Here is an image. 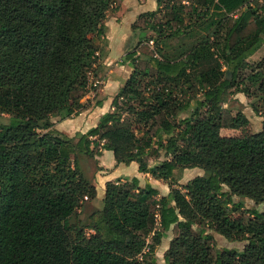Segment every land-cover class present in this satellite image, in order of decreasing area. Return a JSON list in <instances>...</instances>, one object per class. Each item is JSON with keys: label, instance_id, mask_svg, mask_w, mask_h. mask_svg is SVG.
I'll list each match as a JSON object with an SVG mask.
<instances>
[{"label": "trees", "instance_id": "16d2710c", "mask_svg": "<svg viewBox=\"0 0 264 264\" xmlns=\"http://www.w3.org/2000/svg\"><path fill=\"white\" fill-rule=\"evenodd\" d=\"M121 2L0 0V115L8 116L0 122V264H158L155 242L168 231L165 264H264V211L234 199L264 205V121L244 132L249 119L224 105L241 92L264 116V56L255 66L247 60L264 43V2L223 19L225 70L217 32L174 53L147 42L124 52L120 64L132 71L112 109L69 136L55 122L89 106L82 99L96 86L106 17ZM155 2L131 24L141 37L179 36L198 12L225 4ZM103 150L116 164L137 162L168 193L136 176L107 180L102 206L79 222L83 202L96 197L79 159ZM193 167L202 174L179 186L174 172ZM209 230L246 244L219 251Z\"/></svg>", "mask_w": 264, "mask_h": 264}, {"label": "rangeland", "instance_id": "374dc122", "mask_svg": "<svg viewBox=\"0 0 264 264\" xmlns=\"http://www.w3.org/2000/svg\"><path fill=\"white\" fill-rule=\"evenodd\" d=\"M264 0H225V4L221 6V9L214 10L211 9L208 15L198 12L196 19L192 20L189 28H186L179 36H165V37H156L155 33L148 31L143 37L138 34V30L132 31L131 24L136 20L138 15L143 11L150 10L152 7L151 0H122L118 9L109 13L106 17V24L108 30L106 32V42L104 47V54L101 59L102 65L99 69L98 75L96 78H92L96 86L95 89L89 92L87 96L82 99L84 105H94L96 101H99L100 87L110 79V85L120 81L123 83L125 79L128 78L132 69L127 64H120V57L124 52L132 49H142L143 43H148L151 48L156 49V45L160 46L162 53H174V51L181 50L185 47L195 44L196 42L210 37V40L213 38L214 32L219 34V42L217 41L216 52L220 57V61L223 64V70H225L224 58L222 54V37L224 36V27L223 19L227 16H236L241 11H247L248 7H254L262 4ZM156 8V4L154 6ZM154 8V9H155ZM250 18V15L247 16ZM158 51V50H157ZM160 53L157 52V56ZM264 56V43H261L258 49H256L247 60L253 66L256 65L258 61ZM227 75V71L225 73ZM114 81V82H113ZM115 85V84H114ZM198 97L201 96V91L197 94ZM251 104L257 105L259 107V100L257 98L247 97L241 92L231 91L228 94L227 101L225 106L230 108L232 113L241 111L249 119V124L244 130V132H257L261 129L262 123L264 121V116L257 114L253 109ZM7 115H0V122L7 121ZM65 133V132H64ZM242 131L237 129H222L221 134L227 136L239 135ZM66 134V133H65ZM68 135V133H67ZM158 160L151 161L154 163ZM98 155L94 158H87L82 156L79 159V166L82 168L85 176L95 185V174L98 171L99 167ZM202 170L198 167L187 168L182 170H176L174 172V178L177 179V184L179 186L184 185L189 179L195 175L202 174ZM160 194L163 195L161 189L168 188V184L165 181H161V184L158 186ZM169 191V188H168ZM235 201H241L243 203L244 209L255 208L258 211H264V205L262 203H256L254 200L247 197H234ZM102 206V200L99 201L95 198L90 199L86 198L83 202L80 211L78 212L79 222L86 223L88 222V217L96 209ZM231 207V206H229ZM75 222V219L74 221ZM90 232V230H86ZM212 238V243L217 250L224 249H235L237 251H242L246 241H239L234 239H227L223 235L216 233L213 230L208 231ZM172 238L171 232L168 231L166 236H163L156 243V252H155V262L158 264H165L164 262V253L168 247V243ZM151 238L149 237V241Z\"/></svg>", "mask_w": 264, "mask_h": 264}, {"label": "crops", "instance_id": "0c3cea01", "mask_svg": "<svg viewBox=\"0 0 264 264\" xmlns=\"http://www.w3.org/2000/svg\"><path fill=\"white\" fill-rule=\"evenodd\" d=\"M152 1V7L150 10H153L155 7V0ZM114 82V81H113ZM110 79L107 82H104V85L100 87L99 94V105L87 106L84 108L78 115L73 117L65 118L60 121L55 122V128L58 130L68 133L69 136L75 134L76 132H85L90 127L95 126L105 112L110 111L111 101L113 96L118 92L119 88L123 83L116 81L110 85ZM115 84V85H114ZM99 167L100 169L96 172L95 177L96 181V199L99 201L102 200L105 189V182L107 180H114L117 177H132L136 176L139 179L140 185H144L148 181L152 186L159 188L162 180L154 179L149 173H143L138 171V164L135 161L130 162L129 164H116L112 151L103 150L100 155H98ZM187 169V168H185ZM163 194L168 193V188L166 191L161 189Z\"/></svg>", "mask_w": 264, "mask_h": 264}, {"label": "water", "instance_id": "95a60500", "mask_svg": "<svg viewBox=\"0 0 264 264\" xmlns=\"http://www.w3.org/2000/svg\"><path fill=\"white\" fill-rule=\"evenodd\" d=\"M226 76L229 77V78L231 77V74H230L229 71H227V75H226ZM70 221L73 223V221H74V216L71 217Z\"/></svg>", "mask_w": 264, "mask_h": 264}]
</instances>
